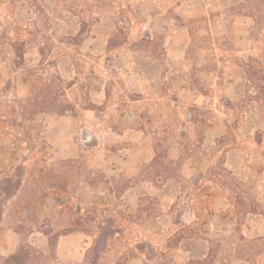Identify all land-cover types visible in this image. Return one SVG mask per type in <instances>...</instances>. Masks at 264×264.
Instances as JSON below:
<instances>
[{
	"label": "rangeland",
	"instance_id": "rangeland-1",
	"mask_svg": "<svg viewBox=\"0 0 264 264\" xmlns=\"http://www.w3.org/2000/svg\"><path fill=\"white\" fill-rule=\"evenodd\" d=\"M248 58L264 69L262 0H0V178L21 180L0 196V264L24 245L22 264H91V237L52 252L42 225L87 211L139 248L125 264L200 261L216 240L208 264H264V215L238 205L264 210ZM221 164L245 186L210 179ZM109 244L92 264H115Z\"/></svg>",
	"mask_w": 264,
	"mask_h": 264
},
{
	"label": "trees",
	"instance_id": "trees-1",
	"mask_svg": "<svg viewBox=\"0 0 264 264\" xmlns=\"http://www.w3.org/2000/svg\"><path fill=\"white\" fill-rule=\"evenodd\" d=\"M264 2V0H262ZM250 0H247V5H249ZM239 6H243L242 3L239 4ZM243 69V72L245 74V82L247 87H252L254 94L249 95V97L252 100H259L264 103V69L261 66L260 60L255 58H248L246 63L241 66ZM264 106V105H263ZM21 168L19 166H16L14 169L11 168V171L13 173H19ZM16 177L17 175H13ZM210 179H213L215 183L224 190H230L232 187L245 186V182L236 177L232 172L227 170L223 167V164L219 165L215 169H211L209 171ZM21 180H13L12 176L9 174H5L4 177L0 178V196H7L13 185L20 184ZM240 208H245L244 216H247V214H259L264 215L263 205L256 200L255 197H251L249 199V203H244L243 201L239 202ZM68 209L65 207L62 210ZM93 210L98 211V208L92 207ZM78 212L80 211V208H77ZM92 213L87 211L86 214H83L80 218H64L63 224H64V230L62 233H54L52 232V229L49 225H44L43 227L45 229H48L47 234V241H48V247L53 252H55L58 239L60 236H67L70 234H74L77 232H81L89 237L92 238L91 246L87 250V254H92V260L91 264L97 262L99 259L100 254L106 253L111 249V246L109 242L113 240V242H118L122 246V252L119 253V256L116 258L115 264H125L126 262L136 259V253L139 248H131L127 243L121 242L117 238H114V235H120L121 234V224L117 225V227H114L113 224L115 223V220L111 218H91L90 215ZM3 215V206L0 205V218ZM124 221L130 220V218H120ZM97 229L99 231L98 235H95L91 232V229ZM256 240H250L249 242L254 243ZM215 244H211L208 247V254L207 256L200 261H193L189 260L187 264H208L211 263L210 260L214 258V250L216 248H219L221 246V241L216 240L214 242ZM215 247V249H214ZM32 248H30L28 245H24L22 247H19L17 249V252L11 256H9L6 260H4L5 263H12V264H22L23 259L25 255L29 254L28 252H31ZM86 259V256H85ZM144 264V263H143Z\"/></svg>",
	"mask_w": 264,
	"mask_h": 264
}]
</instances>
